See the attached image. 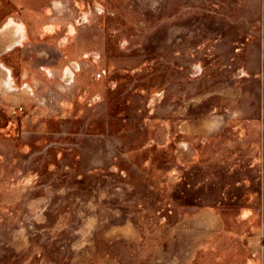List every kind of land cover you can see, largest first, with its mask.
<instances>
[{
  "label": "rangeland",
  "instance_id": "374dc122",
  "mask_svg": "<svg viewBox=\"0 0 264 264\" xmlns=\"http://www.w3.org/2000/svg\"><path fill=\"white\" fill-rule=\"evenodd\" d=\"M1 63L0 264H264V0H0Z\"/></svg>",
  "mask_w": 264,
  "mask_h": 264
},
{
  "label": "bare ground",
  "instance_id": "6f19581e",
  "mask_svg": "<svg viewBox=\"0 0 264 264\" xmlns=\"http://www.w3.org/2000/svg\"><path fill=\"white\" fill-rule=\"evenodd\" d=\"M9 23H10V22H9ZM7 26H9L10 29H11V28H13V29L15 28V33H18V31L21 29V27L18 26V25H14V26L12 27L11 24H8ZM20 31H21V30H20ZM3 35H4V34H3ZM20 35H21V34H20ZM18 38H19V35H18ZM18 38L14 39V40H12V41H16V40H18ZM10 45H11V44L7 45L6 47L9 48ZM0 68H5L6 72L8 71L7 68H6L2 63L0 64ZM1 75H2V73H1ZM7 77H8V75L6 76V75L4 74V78H5V79H4V84L9 83ZM23 90H24L25 93H28V94H29V89H28V88L23 89Z\"/></svg>",
  "mask_w": 264,
  "mask_h": 264
},
{
  "label": "flooded vegetation",
  "instance_id": "af4514ba",
  "mask_svg": "<svg viewBox=\"0 0 264 264\" xmlns=\"http://www.w3.org/2000/svg\"><path fill=\"white\" fill-rule=\"evenodd\" d=\"M8 73H9V76H10V78H11V75H10V71H9V69H8Z\"/></svg>",
  "mask_w": 264,
  "mask_h": 264
},
{
  "label": "crops",
  "instance_id": "0c3cea01",
  "mask_svg": "<svg viewBox=\"0 0 264 264\" xmlns=\"http://www.w3.org/2000/svg\"><path fill=\"white\" fill-rule=\"evenodd\" d=\"M10 21H11V20H10ZM10 21H9V22H10ZM5 49H6V48H5ZM7 70H8V69H7Z\"/></svg>",
  "mask_w": 264,
  "mask_h": 264
}]
</instances>
